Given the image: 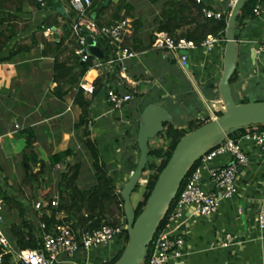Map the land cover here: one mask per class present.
<instances>
[{
    "label": "crops",
    "instance_id": "0c3cea01",
    "mask_svg": "<svg viewBox=\"0 0 264 264\" xmlns=\"http://www.w3.org/2000/svg\"><path fill=\"white\" fill-rule=\"evenodd\" d=\"M20 1H3L10 8H0V36H11L16 43L26 48L32 39H35L36 44L29 51L0 63V175L7 183L13 178L14 169L19 164L21 167L22 142L25 147L21 131L29 128L36 135L34 151L37 154L48 157L67 149L72 151L71 163L82 164L77 185L80 189H87L94 183V171L88 153L80 142L82 129L76 126L81 114L79 107L73 104L76 90H69L62 100L54 97L51 94L54 87L53 59L39 55L43 48V39H54V33L58 39L63 34L61 27L48 29L49 32L41 30L46 18L58 12L49 11V8L41 9L29 0ZM127 1L133 6L135 17L141 20L138 33L142 44L148 45L151 33L156 28L155 17L165 0ZM201 1L210 10L222 14L228 8L231 9L234 3V0ZM57 2L63 5L65 15L69 10L65 0H53L50 7ZM17 4L20 9L14 13ZM145 6L147 11H143ZM257 6L260 15L254 16V19H244L243 24L234 30L238 38L237 68L240 70V80L231 87V91L233 95L235 87L238 102L247 97L249 81L252 78H259V75H263L262 79L264 77V51L259 52V45L264 38V2ZM58 14V21L63 23L64 15ZM252 50L256 51L254 64L250 59ZM224 51L225 41H219L211 50L200 47L188 50V68L185 71L168 54L151 48L136 51L138 57L129 61L127 75L139 92L144 93V97L134 96L118 111H111L102 97L92 101L88 127L118 193L134 172L139 160V112L151 103L161 105L172 116L173 125L182 129L193 118L208 119V108L212 104L216 107V103L222 101L218 93V83L223 72ZM6 52L7 50L3 54ZM72 62L73 59L70 60ZM86 77H89V81ZM96 77L97 71H88L81 80L85 90L90 92ZM237 141L242 142L249 163L237 176L236 193L229 198H223L216 213L210 217L197 215L191 207H185L181 216L170 223V232L183 235L185 240L184 256L172 260L171 264H264V238L260 237L255 224L264 184V161L251 143L241 139ZM229 160L228 154L217 156L209 163V167L221 168ZM52 170L55 172L53 168L45 174L46 182H51L49 173ZM56 176L58 179L59 175ZM56 183L57 181L55 190ZM201 186L206 191L216 192L206 172L202 175ZM28 199L26 197L24 203L26 217L32 218L37 214L34 203L38 200L29 202ZM14 213V210L4 212L10 220L9 226L20 222L19 219L15 220ZM227 236L232 237V241L227 247H223ZM101 256L99 258L94 255L92 258L91 253L82 251L65 258L62 264H102L111 257L110 254Z\"/></svg>",
    "mask_w": 264,
    "mask_h": 264
},
{
    "label": "trees",
    "instance_id": "16d2710c",
    "mask_svg": "<svg viewBox=\"0 0 264 264\" xmlns=\"http://www.w3.org/2000/svg\"><path fill=\"white\" fill-rule=\"evenodd\" d=\"M3 1L4 0H0V8H10V5L3 3ZM52 1L53 0H46V9L50 8ZM69 1L70 0H65V4L68 7ZM106 1L107 0H91L89 17L92 18L99 28L120 20H128L130 22V35L124 37V45L135 52L150 49L155 35L158 33H164L174 41L185 40L196 46L209 35L224 38L226 24L223 20L228 18L231 11V9L228 8L221 19L216 20L213 18H206L203 15L202 10L209 8L203 4L202 1L196 3L194 0H165L159 14L155 17L154 23L156 24V28L151 33L150 42L148 45L143 46L138 33L141 27V20L135 17L133 6H131L127 0H117L116 2L109 0V2L105 4ZM20 2L22 3L23 1ZM29 2L31 4L35 3L32 0H29ZM260 2H264V0L246 1L243 9L236 18L235 28L242 25L246 18L254 19L253 9ZM36 5L38 7V4ZM19 9V4H17L14 13L19 12ZM97 9L98 11H96ZM93 13H95L94 17H92ZM58 16V13H54L47 17L42 24L41 30L45 32L48 29L61 27L63 34L56 40L52 38H50L49 41L43 39V48L39 55L40 57H52L53 59L52 83L54 87L51 90V94L54 97L62 100L69 90H76L73 104L78 106L81 111L76 126L82 129L80 142L84 150L88 153L90 164L94 171V183L87 189H80L77 185V181L82 164L80 162L71 163L70 156L72 151L67 149L48 157L43 154L39 155L34 151V146L36 144L35 133L32 129L24 128L21 131L25 139V147L21 154V167L24 175L19 185V193L23 194V190L26 188L30 192V196H28L29 202L35 200L39 202L50 201V197L48 196L49 192L46 188L45 174L58 165L62 166V170L59 173L56 183V194L58 195L59 205L55 209H50L48 214L44 211L40 218L38 217V213L32 218H27L26 204L20 200L22 197H19L18 194H11L7 189L0 187V196L4 200L5 208L7 211L16 210L20 220L18 224H13L6 229L8 237L16 243V247L19 249L39 248L42 244L43 234L50 232L52 228L59 223L55 220V216L58 213L64 214L66 220L72 222L74 229L94 230L102 225L112 227L122 223L126 225L123 200L115 189L114 181L108 173L106 164L102 161L98 145L96 141L92 139L88 127L91 120L90 108L92 101L99 97L100 91L105 85V80L109 76L105 75L102 69H95V65L98 60L103 62L110 58L111 48L105 38L96 37V47L102 52V58L96 59L91 55L87 61L81 63L77 59L78 57L73 55L72 51L76 46L77 37L72 35L71 26L73 21H75L76 15L69 9L67 13L62 16L64 19L63 23L58 21ZM86 35L87 31H85L84 28H80L79 36ZM234 38L236 40L238 39L235 32ZM35 44V39H32L30 45L26 48L16 43L11 36H0V63L10 61L11 58L16 55L29 51ZM5 50H7V52L4 55L3 53ZM72 59L73 62L70 63ZM92 69L97 71V77L92 84L91 92H89L81 87V80L86 76L88 71ZM261 76L263 75H259V78H252L249 81L250 87L255 88V86L260 87L264 85V77L262 79ZM109 78L114 79L115 74L109 76ZM239 80L240 75L237 68L229 80L230 87L234 86ZM135 96L143 98L144 93H140L139 89L136 88ZM248 102H250L248 98L244 97L241 101L236 103ZM253 102H264V98H256ZM221 114L222 112H218L216 116L218 117ZM208 121L209 120L205 118H193L186 122L185 129L176 128L173 123L164 124L163 131L149 142V155L141 176V180L145 182L143 185L144 192L141 201L138 202L134 208L135 218L140 215L158 175L166 166L180 139ZM260 131H264V125H252L246 128H239L231 130L224 140H237L249 133ZM198 165L199 161L193 165L181 182L176 197L169 205L149 245L148 253L145 258L146 260L149 258L157 235L168 223L169 215L175 207V203L184 187L187 177ZM136 188H138V185ZM42 189L43 191L40 194ZM40 223L44 224V229H41ZM118 241L120 242L121 248L110 260L102 264H114L121 256L128 241L126 229L123 230Z\"/></svg>",
    "mask_w": 264,
    "mask_h": 264
},
{
    "label": "built area",
    "instance_id": "2783aa9c",
    "mask_svg": "<svg viewBox=\"0 0 264 264\" xmlns=\"http://www.w3.org/2000/svg\"><path fill=\"white\" fill-rule=\"evenodd\" d=\"M32 1L38 4L39 8L46 9V0ZM194 1L196 3L201 2V0ZM90 7L91 0L69 1L68 8L76 15L75 21L71 26L72 35L77 37L76 46L72 49L73 55L82 62L87 61L91 56L87 43L88 37H91L94 41L96 37H103L108 41L111 48L110 58L103 62L98 60L95 69H102L107 76L115 74L114 79L108 76L105 80L102 98L105 99L111 111H118L134 98L136 91V85L129 80L127 75V68L129 61L136 59L138 53L124 45V37L130 34V22L128 20H120L99 28L92 18L89 17ZM202 13L206 18L216 20H220L223 15L219 11L209 9H203ZM253 14L254 16L260 15L258 6L253 9ZM80 28H84L87 31L86 36H79ZM219 41L225 40L221 37L209 35L196 46L185 40L174 41L166 34L158 33L155 35L151 49L168 54L175 60L180 69L185 71L188 68V57L183 52L193 50L196 47L211 50ZM260 51H264V38L259 45ZM81 87L85 89L83 84H81ZM217 103L221 104L219 108H216L214 104H212L210 109L208 108L209 120L215 119L217 113L224 110L223 102ZM15 129H18V126H15ZM240 139L251 143L264 161V131L249 133ZM224 154L230 156V160L225 166L218 169L209 167V163L215 157ZM248 163V157L242 148V142L237 140L226 139L205 154L199 160V165L187 177L175 207L169 215L167 225L157 235L153 243L152 253L142 264H171L172 260L182 258L184 256L185 240L183 235H175L170 232V223L181 216L185 207H191L197 215L204 217H210L215 214L220 201L236 193L237 176L242 169L248 166ZM55 168L61 169L62 166L58 165ZM204 172L208 175L209 181L216 189V192L206 191L201 186ZM58 205V195L55 193L50 197V201L35 202L34 209L40 218L44 211L48 214L50 209H55ZM4 212V200L0 196V264H62L65 258L73 257L78 252L88 253L100 248L107 249L112 258L121 248L118 240L126 227L122 223L115 227L102 225L94 230L74 229L72 222L67 221L64 214L58 213L55 216V220L59 223L50 232L43 234L42 244L39 248L19 249L3 228ZM255 224L260 237L264 238V184ZM40 227L44 229V224L40 223ZM230 241H232V237L227 236L222 246L227 247Z\"/></svg>",
    "mask_w": 264,
    "mask_h": 264
},
{
    "label": "water",
    "instance_id": "95a60500",
    "mask_svg": "<svg viewBox=\"0 0 264 264\" xmlns=\"http://www.w3.org/2000/svg\"><path fill=\"white\" fill-rule=\"evenodd\" d=\"M246 1L234 0L228 18L223 20L226 24L224 32L225 51L223 72L218 83V93L224 104L222 114L187 133L180 139L166 166L158 175L140 215L135 218L130 196L141 182V176L149 155V142L163 131L164 124L172 123V116L161 105L151 103L139 112L137 138L140 153L139 160L134 172L119 192L123 200L128 241L121 256L114 264L143 263L161 220L176 197L181 182L196 162L224 140L231 130L252 125H264V102L236 103L229 85V80L236 71L239 58L238 43L234 38L235 22ZM108 2L109 0L105 4ZM48 10L58 12L61 15H64L65 12L60 2L55 3ZM94 15L95 13H93L92 17ZM53 38H57L55 33ZM87 43L90 54L96 59H101L103 54L96 47L95 41L88 37ZM183 54L187 53L183 52ZM250 59L252 64H254L256 59L255 50L251 51ZM103 94L104 88L101 89L99 97H102Z\"/></svg>",
    "mask_w": 264,
    "mask_h": 264
},
{
    "label": "rangeland",
    "instance_id": "374dc122",
    "mask_svg": "<svg viewBox=\"0 0 264 264\" xmlns=\"http://www.w3.org/2000/svg\"><path fill=\"white\" fill-rule=\"evenodd\" d=\"M148 4V3H147ZM149 5V4H148ZM147 6V5H146ZM143 7V11H147V7ZM141 10V9H140ZM240 72V70H238ZM244 74V72H243ZM234 88V91H233V98L236 102H238V99H237V94L235 92V87ZM196 92V91H195ZM195 97V96H194ZM247 98L250 102H253L256 98H264V87L260 86V87H248V94H247ZM221 106L220 103H216V107L219 108ZM159 143V141H158ZM23 148H24V143L22 142V150L23 151ZM86 161V159H84ZM84 161V162H85ZM10 163H13V161H9ZM74 162V161H73ZM10 166V164H9ZM55 172L52 170L51 171V174L49 173V178L51 180V182H46V188L48 189V196L51 197L52 195L55 194L56 190H55V182L57 181V174L59 175V173L61 172L62 168L61 169H57V168H54ZM54 172V173H52ZM23 170L22 168L20 167V164L16 167V169H14V172H13V178H10L7 183H5L2 178L3 176L0 175V187L1 188H4V189H7V191L11 194H18L19 197H22L20 200L23 201V203H26V197L29 196L30 192L28 189H24L23 190V194H20L19 193V185L21 183V180L23 178ZM144 181L141 180V182L138 184V188H136V190L131 193V196H130V200H131V204L133 206V208L136 207L137 203L141 201L142 199V194L144 192ZM43 191V189L40 191V194L41 192ZM27 195V196H26ZM44 195V194H43ZM5 211H7V209L5 208ZM14 214L16 215V221L19 219L17 218V211L14 210ZM10 213V212H9ZM10 224V220L7 219V215L3 214V228L6 229ZM153 251V248L151 249ZM152 251L150 252V254L152 253ZM89 253H91V257L93 258L94 255H98L99 258H101L102 256L101 255H105L107 256L109 253V251L107 249H104V248H100V249H96V250H92L90 251ZM111 259V257H110ZM109 259V260H110Z\"/></svg>",
    "mask_w": 264,
    "mask_h": 264
},
{
    "label": "bare ground",
    "instance_id": "6f19581e",
    "mask_svg": "<svg viewBox=\"0 0 264 264\" xmlns=\"http://www.w3.org/2000/svg\"><path fill=\"white\" fill-rule=\"evenodd\" d=\"M86 80L89 81V77H86ZM90 82H91V80H90Z\"/></svg>",
    "mask_w": 264,
    "mask_h": 264
}]
</instances>
